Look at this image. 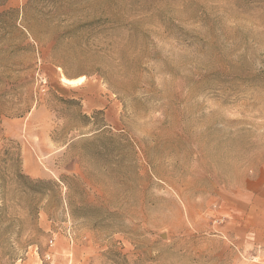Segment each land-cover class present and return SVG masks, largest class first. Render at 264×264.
<instances>
[{
	"label": "rangeland",
	"instance_id": "374dc122",
	"mask_svg": "<svg viewBox=\"0 0 264 264\" xmlns=\"http://www.w3.org/2000/svg\"><path fill=\"white\" fill-rule=\"evenodd\" d=\"M0 264H264V0H0Z\"/></svg>",
	"mask_w": 264,
	"mask_h": 264
},
{
	"label": "trees",
	"instance_id": "16d2710c",
	"mask_svg": "<svg viewBox=\"0 0 264 264\" xmlns=\"http://www.w3.org/2000/svg\"><path fill=\"white\" fill-rule=\"evenodd\" d=\"M83 118L85 120H87L88 118L86 116H83ZM23 182L25 183H22L24 185V188L27 189V190H38V191H44L45 190V186H48V185H52L55 189H58L59 186L57 183H53V182H49V181H44V180H31L25 176H21L19 177ZM60 182L62 184H64V181L63 179L60 180Z\"/></svg>",
	"mask_w": 264,
	"mask_h": 264
},
{
	"label": "bare ground",
	"instance_id": "6f19581e",
	"mask_svg": "<svg viewBox=\"0 0 264 264\" xmlns=\"http://www.w3.org/2000/svg\"><path fill=\"white\" fill-rule=\"evenodd\" d=\"M83 80V78H78L76 80H65V83H68V84H75V83H78V82H81ZM79 84V83H78Z\"/></svg>",
	"mask_w": 264,
	"mask_h": 264
}]
</instances>
